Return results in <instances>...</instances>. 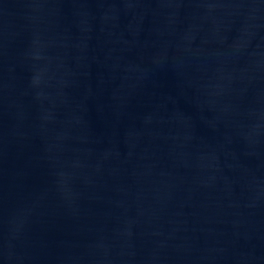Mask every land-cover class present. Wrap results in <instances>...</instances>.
Wrapping results in <instances>:
<instances>
[{"label": "water", "instance_id": "95a60500", "mask_svg": "<svg viewBox=\"0 0 264 264\" xmlns=\"http://www.w3.org/2000/svg\"><path fill=\"white\" fill-rule=\"evenodd\" d=\"M0 264H264V0H0Z\"/></svg>", "mask_w": 264, "mask_h": 264}]
</instances>
